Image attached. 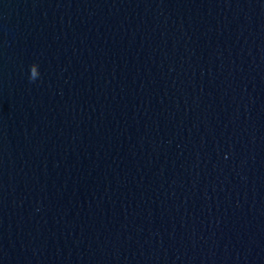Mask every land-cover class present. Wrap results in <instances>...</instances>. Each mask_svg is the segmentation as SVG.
Wrapping results in <instances>:
<instances>
[{
	"label": "water",
	"instance_id": "water-1",
	"mask_svg": "<svg viewBox=\"0 0 264 264\" xmlns=\"http://www.w3.org/2000/svg\"><path fill=\"white\" fill-rule=\"evenodd\" d=\"M0 264H264V0H0Z\"/></svg>",
	"mask_w": 264,
	"mask_h": 264
}]
</instances>
